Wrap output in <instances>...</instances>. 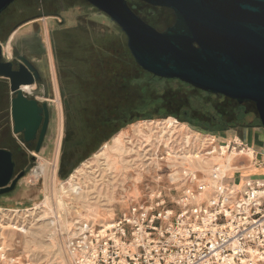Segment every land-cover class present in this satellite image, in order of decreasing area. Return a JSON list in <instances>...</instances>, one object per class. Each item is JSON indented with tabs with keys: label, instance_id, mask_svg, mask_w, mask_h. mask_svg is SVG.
Here are the masks:
<instances>
[{
	"label": "rangeland",
	"instance_id": "374dc122",
	"mask_svg": "<svg viewBox=\"0 0 264 264\" xmlns=\"http://www.w3.org/2000/svg\"><path fill=\"white\" fill-rule=\"evenodd\" d=\"M134 4L139 3L135 1ZM43 12L44 14H40ZM37 14L40 15L36 16ZM34 18L35 20H32ZM21 20H24L23 23L28 22L13 34H10L13 26ZM157 23L161 24V21H157ZM2 26L4 32L0 34V42L6 38L5 57H10L13 54L15 46L32 57V44L38 45V49L42 51L41 56L35 57V59L40 61L39 64L42 67L46 83L44 86H39L38 89L41 92L36 93L34 91L35 93L33 92L31 96L49 104L51 123L45 143L39 152L24 143L19 134L13 132L14 123L11 115V98L13 94L10 91L9 80L7 79L6 95L3 98L0 97V147L15 150L17 144L22 146L25 156H27V166L23 169L25 175L18 181L15 188L0 195V223L5 225L9 220L8 217L14 218L13 220L22 222V224L33 221L34 218H38L42 214L44 209H47L44 203L47 197L52 200L51 211H47L50 216H56L58 220L65 218L69 221L67 229L62 228V225L59 224L56 233L52 234V248L42 246L38 251L36 250L37 246L33 248L24 247L21 232L0 227L2 237L6 238L4 247L6 250L5 257L8 260L15 258L19 264H71L67 252L70 230L78 220L93 221L91 217H84L88 212L84 206H94V208L100 209L101 212L106 211L107 208L112 209L113 214L108 215L106 219L102 220L103 222H100L96 217L95 223L102 224L127 212L133 202L151 203L159 192H162L167 203H171L172 199L181 194L184 186L183 182L186 183L190 180L191 174L188 176L184 170L187 168L189 173L192 168L182 165L180 161L175 163L177 165L169 162L176 160V157H181L188 150L191 152L198 151L202 158L206 159L214 153L219 154L220 151L222 153V149H219L222 143L218 142L216 137L226 127L204 128L202 121L205 119L211 120V116L217 108L222 107V109L230 111L229 109L232 106H228L222 96L196 89L178 79L158 78L143 70L131 56L127 46V37L120 27L108 15L86 1L16 0L1 14L0 28ZM61 30L64 32L65 38L62 44L56 43L55 50L53 35L61 32ZM106 58L114 62L113 66L115 67L111 66L109 70ZM84 71L87 72L85 75L82 74ZM112 71L115 73L113 77L108 74ZM79 74L83 76L80 78ZM98 80L102 83L104 90L114 92L116 98L119 96L123 102H129L133 110H137L138 113H133L136 114V119L133 118L109 139L97 144L91 152L81 155L83 158L81 157L82 159L70 174L62 177L60 165L66 135L65 100L72 101L73 98L75 100L77 93L79 97L80 92H86L85 89L88 85L85 84L95 86ZM62 84L65 89L64 92ZM32 87L34 89L36 85H32ZM91 103L90 100L87 102L89 106H91ZM231 110L234 112L237 121L235 120V123L230 124L229 128L242 125H261L254 107L251 106L248 109L252 110L253 114L246 116L244 115L247 110L244 107L232 108ZM184 111H187L188 114L184 115ZM140 113L142 114L140 115ZM164 120H171L177 124V129L174 130L169 139L170 148L167 149L164 144L153 146L147 144L148 146H142L144 151L141 152L142 139L135 137L134 126L144 121H155L150 127H153L155 134H158L165 127ZM125 131H127V134L122 135ZM186 134L191 136L189 146L185 143ZM118 135L122 136L126 146L135 149L131 154L124 157L127 162L121 161L122 158L116 152L110 150L113 139ZM128 140H131L132 143ZM103 145H108V152L115 157L114 165L116 166L113 165L109 170L101 165L102 157L94 155L102 149ZM214 147H216V151L210 156L208 151L214 150ZM231 150L232 147L229 150L226 147L227 152ZM30 156H34L35 159L32 160ZM178 159L181 160V158ZM87 161H89L91 168L81 174H75L77 170L84 168L83 164ZM41 164L45 166V174L36 175L34 171ZM97 166H100L99 169ZM21 168H18L16 173L21 172ZM175 171H178V175L177 179L173 180L172 173ZM192 171L197 174L198 179H200L198 181L209 185L212 183L208 182L211 170L206 172L193 168ZM73 174L76 175L75 182L79 181L78 184H81L84 189L86 188V199L75 200L71 192L66 193L70 187V177ZM204 174L206 175L204 176ZM84 178L86 181L83 180ZM94 179L97 182H93ZM134 184L138 186L139 195L130 198L129 193ZM186 184L195 187L198 182ZM59 198L64 202L63 208L55 204ZM73 204L76 205V209L82 212L83 217L79 216L76 209L72 208ZM15 237L20 242H17ZM2 241L3 239L0 236V244H2ZM59 248H61L60 253ZM34 254L40 256L36 257ZM8 260H0V264H8Z\"/></svg>",
	"mask_w": 264,
	"mask_h": 264
},
{
	"label": "water",
	"instance_id": "95a60500",
	"mask_svg": "<svg viewBox=\"0 0 264 264\" xmlns=\"http://www.w3.org/2000/svg\"><path fill=\"white\" fill-rule=\"evenodd\" d=\"M16 0H0V15ZM115 22L127 37L136 63L159 78L178 79L239 104H255L264 128V0H140L171 9L174 23L163 31L146 22L128 0H84ZM19 69L4 57L0 42V77L9 80L13 132L24 141L37 136L39 152L49 127V104L23 86L39 79L24 59ZM35 159V157H32ZM25 175L16 173L13 152L0 147V195L13 190Z\"/></svg>",
	"mask_w": 264,
	"mask_h": 264
},
{
	"label": "built area",
	"instance_id": "2783aa9c",
	"mask_svg": "<svg viewBox=\"0 0 264 264\" xmlns=\"http://www.w3.org/2000/svg\"><path fill=\"white\" fill-rule=\"evenodd\" d=\"M196 181L171 203L159 192L107 223L76 221L67 242L71 264H264V178L211 191L193 176L188 183Z\"/></svg>",
	"mask_w": 264,
	"mask_h": 264
},
{
	"label": "flooded vegetation",
	"instance_id": "af4514ba",
	"mask_svg": "<svg viewBox=\"0 0 264 264\" xmlns=\"http://www.w3.org/2000/svg\"><path fill=\"white\" fill-rule=\"evenodd\" d=\"M144 2V1H143ZM139 4L134 5L135 11H137L141 16H145L149 18V22L151 25L156 27L158 30L163 31L174 23V19L171 20L170 16H172L173 11L171 9L159 6L150 7L149 4L138 2ZM154 8V9H153ZM148 11V12H147ZM40 14H44L40 13ZM37 14L36 16H39ZM56 14V13H54ZM1 16V15H0ZM174 16V14H173ZM27 19V18H26ZM25 20V19H24ZM23 20V21H24ZM32 20H35L32 19ZM21 20L19 23L15 24L11 29V33L13 34L18 28H20L23 24L27 23L25 21L23 23ZM157 21H161V24L157 23ZM4 29L3 26L0 28V34H3ZM55 35V37H54ZM53 35V45L54 49L56 43L62 44L64 41V32H58ZM38 45H31V52L33 53V57L28 55L24 51H20L17 46L13 49V54L9 57H5L6 60H9L13 63V67L15 69H19L21 65H25L24 59L33 64L39 71V79L35 77L36 88L34 91L36 93L41 92L39 86L46 83L44 73L42 71V67L39 64L40 61L35 59V57L41 56L42 51L38 49ZM4 48V47H3ZM56 50V49H55ZM108 63V69L110 67H115L111 60L108 58L105 59ZM83 69V68H82ZM115 71V69H114ZM114 71L108 73L112 77L115 75ZM116 72V71H115ZM147 72V71H146ZM87 72L84 71L82 73L85 75ZM82 75V76H83ZM82 76L79 77L81 78ZM5 79V80H3ZM8 84V80L6 78L0 77V97L3 98L6 95V86ZM68 84V83H67ZM86 92H80L79 97L78 93L75 95L72 101L66 99L65 100V110H66V135L63 144V151H67L65 154V160L63 163L61 162L60 170L67 171L73 165L76 159H78L81 155L91 152L94 147L100 142H104L109 139L113 134H115L120 128L123 127L124 124L129 123L132 119H136L137 110H133V107L128 102H123L118 96L116 98V94L114 92L104 90L102 87V83L98 80L95 86H91L89 84ZM63 92L65 91L64 86L62 84ZM65 94V93H63ZM14 96V95H13ZM12 96V97H13ZM33 98H36L32 96ZM37 99V98H36ZM79 99V100H78ZM38 100V99H37ZM91 101V106L87 104L88 101ZM40 104L46 101H39ZM245 108V106H244ZM49 127L47 134L49 132L50 123H51V108L49 107ZM142 113H140L141 115ZM188 112L184 111V115H187ZM235 115L233 111H228L226 109H222L219 107L216 109L215 113L212 114L211 120L205 119L202 121L203 127H219L228 129L230 124L235 123L236 121ZM44 123V119L41 123L40 128L38 129L37 136L30 141H24V134L20 133V139L26 143L29 147L34 148L38 143V138L40 131L42 129V125ZM46 140V139H45ZM45 143V142H44ZM43 143V144H44ZM15 150L3 147L11 150L13 152V158L16 164V171L18 168L22 167L21 170L26 168L27 166V156H25L24 148L17 144ZM43 146V145H42ZM30 158H32L30 156ZM32 160H34L32 158ZM22 165V166H21Z\"/></svg>",
	"mask_w": 264,
	"mask_h": 264
},
{
	"label": "bare ground",
	"instance_id": "6f19581e",
	"mask_svg": "<svg viewBox=\"0 0 264 264\" xmlns=\"http://www.w3.org/2000/svg\"><path fill=\"white\" fill-rule=\"evenodd\" d=\"M24 92H26L27 94H32L34 92V89L32 87V85H26L22 87ZM35 93V92H34ZM165 124V127L162 129V131L158 134H155L156 132L153 131V127L151 128L150 125L155 123V121H144L139 123L138 125L136 124L134 126V135L136 138L138 139H142L141 144H140V151L143 152L144 148H142V146L145 145H162L164 144L165 147L167 149L170 148L169 146V139L170 137L173 135V132L175 129H177V124L175 122H172L171 120H164L163 121ZM157 124V123H156ZM161 126V125H160ZM159 131V130H158ZM123 134H127V131H125ZM132 134V133H131ZM131 136V135H130ZM190 138L191 136L186 134L185 136V143L187 144V146H189L190 144ZM135 139V138H134ZM144 139V140H143ZM124 139L122 138V136L118 135L113 139V144L110 147V150L112 152H116L121 158L123 162H127L125 160V156L131 154L133 151H135V149L128 147L125 145ZM131 141V140H128ZM172 141V140H171ZM204 142V140H203ZM202 142V143H203ZM132 143V141H131ZM137 143V142H136ZM171 144V143H170ZM173 144V143H172ZM147 145V146H148ZM102 148V149H101ZM100 151L98 150V152L96 154H94L96 157H102L103 161L101 162V165L105 167L106 170H109L111 167H113V165L115 164V157L111 155L110 152H108V145H103V147H101ZM161 148V147H159ZM175 148V147H174ZM138 149V148H137ZM149 149V148H148ZM166 149V150H167ZM190 149V148H189ZM222 153L220 152L219 154H212V156L210 158H202L200 152L198 151H189L187 153H185L184 155H182L181 157H176V160L171 161L169 163L175 164L176 162H181L182 165L185 166H190L192 169H201L202 171H210L211 170V163L210 161H220V170L218 172H216V176H220L222 177V175L224 173H230L232 174L234 171L240 169L241 167L236 165L234 162L236 160V158L241 155V154H247L248 156L252 157L253 156V150L251 148L249 149H245L243 151H240L236 148H233L230 152L226 151V147H222ZM147 150V149H146ZM155 150V149H154ZM186 150V149H185ZM191 150V149H190ZM195 150V149H194ZM211 151V150H210ZM214 151H216V147H214ZM157 152V151H156ZM170 152V151H169ZM173 152V151H172ZM184 152V151H183ZM182 152V153H183ZM209 152V151H208ZM204 153V152H203ZM143 154V153H141ZM180 154V153H179ZM136 156V155H135ZM144 156H146L144 154ZM149 156V155H148ZM156 156V155H154ZM158 156V155H157ZM209 157V156H208ZM178 158H181V160H179ZM93 159V158H92ZM136 159V158H135ZM95 160V159H94ZM101 160V159H100ZM89 161L85 162L83 164V167L85 168H81L78 169L76 173H83L85 170H88V168L90 167V163H88ZM153 162V161H152ZM148 163V162H147ZM161 163V162H160ZM145 164V163H144ZM152 164V163H151ZM162 164V163H161ZM98 165V164H97ZM177 165V164H175ZM116 166V165H114ZM169 166V165H168ZM171 166V165H170ZM174 166V165H173ZM82 167V166H81ZM93 167V166H92ZM98 169L100 166H97ZM134 167V166H133ZM136 167V166H135ZM149 167V166H148ZM157 167V166H156ZM143 168V167H142ZM190 168V169H191ZM125 169V168H124ZM147 169V168H146ZM188 173V170L186 168V170H184V172H186L189 176V174H191V176H193V178H197L196 174H194V171H192ZM118 171V170H116ZM124 171V170H123ZM138 171V170H137ZM36 175H43L45 174V166L43 164H41L35 171ZM140 172V171H139ZM73 174L70 177V187L68 188V190L66 191V193L71 192L75 198V200H83L87 198V195L85 193V189L81 186V184L79 185L78 182H75L76 175ZM98 174V173H97ZM103 174V173H101ZM116 174V173H115ZM173 180L177 179V175H178V171L173 172ZM87 176V175H86ZM97 176V175H95ZM102 176V175H101ZM112 176V175H111ZM100 177V176H99ZM123 177V176H122ZM136 177V176H135ZM181 177V176H180ZM106 178V177H105ZM204 178V177H203ZM78 179V178H77ZM87 179V178H86ZM91 179V178H90ZM102 179V178H101ZM134 179V177H133ZM182 179V178H181ZM229 179V178H228ZM82 180V179H81ZM85 180V178L83 179ZM111 180V179H110ZM124 180V179H123ZM205 181V179H203ZM208 182H212L210 183L211 186H216L219 182H217V179L214 177H211L208 179ZM86 181V180H85ZM119 181V180H118ZM121 181V180H120ZM119 181V182H120ZM93 182H97L96 179H94ZM127 182V181H125ZM123 183V182H122ZM94 184V183H93ZM103 184V183H102ZM242 184L239 183L236 186L240 187ZM103 187V186H102ZM108 187V186H107ZM100 189V187H99ZM124 189V188H122ZM113 191V190H112ZM97 194V193H96ZM101 194V193H100ZM107 196V193L105 194ZM139 195V189L138 186L136 184H134L132 190L129 193V197H136ZM206 194L205 193H200L198 195V199L204 197ZM61 196V195H60ZM70 200V199H69ZM97 200V199H96ZM134 200V199H133ZM51 198L47 197L44 201L47 209H44L42 214L38 217V218H34L33 221L28 222L27 224H22V222H18L13 220L14 218H9V220L7 221V223L5 225H0V227L2 229L4 228H11V229H15V232H21L22 236H23V245L25 248H33L34 246L36 247V250L38 251V249L42 246L46 247V248H52L53 247V243L51 240H53V235L54 233H56L57 227L59 224L62 225V228L67 229L68 225H69V221L68 219H63V220H58L56 216H50L49 210L51 211L52 208V204H51ZM103 202V201H102ZM101 202V203H102ZM105 202V201H104ZM55 204L58 207H62L64 205V202L62 201V199H58L56 200ZM78 207V206H77ZM62 208H60L62 210ZM73 209H76V205L74 206V204L72 205ZM84 208H86L87 215H84V217H91V219H93V222H95L96 217H98L97 219L100 220V222H103L102 220L106 219V217L108 215H112V209H105L106 211L101 212L100 209L98 208H94V206H84ZM48 211V212H47ZM77 213L79 214V216H82V212L78 209H76ZM7 212V211H6ZM11 212V211H10ZM18 213V211H16ZM32 214V213H31ZM36 214V213H35ZM61 215V214H60ZM1 216V215H0ZM10 216V215H9ZM32 216H34L32 214ZM13 217V216H12ZM31 217V216H30ZM65 217V216H64ZM83 217V216H82ZM83 218V219H85ZM2 219V217H1ZM27 219V218H26ZM18 220V219H17ZM0 228V231H1ZM61 228V227H60ZM63 230V229H62ZM52 235V236H51ZM0 236L3 239V241L1 242L2 244H0V256H2V261H4L5 259H7V257H5V237H2V233L0 232ZM11 239V238H10ZM14 239V238H13ZM15 240L17 242L18 238L15 237ZM7 247V245H6ZM60 249V250H59ZM57 250H59V253L61 251V248H59ZM56 250V251H57ZM41 251V250H39ZM44 251V250H43ZM48 252V251H47ZM38 253V252H37ZM50 253V252H49ZM58 253V254H59ZM44 254V253H43ZM35 255V254H34ZM36 256V255H35ZM40 256V255H37ZM36 256V257H37ZM44 256V255H43ZM40 259V258H38ZM13 261L17 264H19L18 260L16 261L15 258L13 259H9L8 260V264H12ZM6 262V261H5ZM46 263V262H45ZM6 264V263H5Z\"/></svg>",
	"mask_w": 264,
	"mask_h": 264
},
{
	"label": "crops",
	"instance_id": "0c3cea01",
	"mask_svg": "<svg viewBox=\"0 0 264 264\" xmlns=\"http://www.w3.org/2000/svg\"><path fill=\"white\" fill-rule=\"evenodd\" d=\"M1 42L3 44V47L5 48V44L7 43L6 38L3 39V41ZM216 139L218 140V142L222 143L219 146L220 150L224 146L227 147V150H229L230 147H235L239 149L240 145L241 147H243L242 145H245L247 149L251 148L253 150L252 157L248 156L247 154L239 155L236 158L234 163L240 166L241 168L236 170L232 174L224 173L221 177V181H219L218 184L237 185L239 183L243 184L247 179L264 178V128L263 126L254 124V125L235 126L233 128L224 129L220 131V134L216 137ZM213 153H214V150H213ZM210 162L212 164L211 165L212 169L209 173V178L211 177L214 178L213 174L215 173V168L216 167L220 168V161H210ZM205 175L206 174H204V176ZM183 184L185 183L183 182Z\"/></svg>",
	"mask_w": 264,
	"mask_h": 264
},
{
	"label": "trees",
	"instance_id": "16d2710c",
	"mask_svg": "<svg viewBox=\"0 0 264 264\" xmlns=\"http://www.w3.org/2000/svg\"><path fill=\"white\" fill-rule=\"evenodd\" d=\"M129 1V4L132 6V8L135 10V8H134V2L135 1H138V2H141V3H146V2H143V1H140V0H128ZM146 4H148V3H146ZM149 6L150 7H153L151 4H149ZM154 9V8H153ZM137 12V11H136ZM148 12V11H147ZM138 13V12H137ZM139 14V13H138ZM143 17V19L146 21V22H148L149 24H151V22H149L150 20H149V18H146L145 16H142ZM170 19L171 20H173L174 19V16H173V14H172V16H170ZM132 56V55H131ZM159 78V77H158ZM195 88V87H194ZM196 89H198V88H196ZM217 96H219V95H217ZM222 98L224 99V102L228 105V106H232V108H235V109H239V108H242V107H244L245 106V109L247 110V112L245 113V115L244 116H246V115H249V114H253V112H251L252 110H248L249 109V107H254L255 109H256V107H255V104L254 103H251V102H245L244 104H239L236 100H233V99H230V98H228V97H225V96H222ZM231 108V109H232ZM231 109H229L230 111H232ZM257 111V110H256ZM258 114V113H257ZM125 125V124H124ZM123 125V126H124ZM254 125V124H253ZM208 129V128H207ZM65 154L66 155H68L67 154V151H63V155H62V163H63V161L65 160ZM82 156H80V158H78V159H76L75 160V162L73 163V165L70 167V169H68L67 171H64V170H60V172H61V176L62 177H65L66 175H68V174H70V172L75 168V166H76V164L83 158H81Z\"/></svg>",
	"mask_w": 264,
	"mask_h": 264
}]
</instances>
